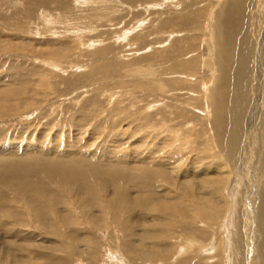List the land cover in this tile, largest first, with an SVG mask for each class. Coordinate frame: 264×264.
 Wrapping results in <instances>:
<instances>
[{"label": "rangeland", "instance_id": "rangeland-1", "mask_svg": "<svg viewBox=\"0 0 264 264\" xmlns=\"http://www.w3.org/2000/svg\"><path fill=\"white\" fill-rule=\"evenodd\" d=\"M187 11V0H0V264L187 263L196 254L182 253L185 238L212 246L223 220L236 233L239 188L232 200L228 187L215 191L226 182L213 181L229 177L235 162L191 126L198 117L187 119ZM172 47L182 55L171 56ZM143 162L168 168L147 180L137 174ZM38 164L48 171L35 173ZM83 171L91 173L79 192ZM190 181L215 225L200 220L187 232L179 219L159 226L169 230L160 241L153 223L161 214L139 199L155 192L184 205L178 186ZM126 206L139 214L127 229ZM152 247L161 254L146 255ZM201 249L197 263L219 262Z\"/></svg>", "mask_w": 264, "mask_h": 264}, {"label": "bare ground", "instance_id": "bare-ground-1", "mask_svg": "<svg viewBox=\"0 0 264 264\" xmlns=\"http://www.w3.org/2000/svg\"><path fill=\"white\" fill-rule=\"evenodd\" d=\"M198 5L200 9L195 8ZM187 8V37L185 38L187 54L182 61V64L187 62V119L198 117L199 122L191 126L201 127L199 134L208 135L212 139L211 142H221L222 150L227 154L226 159L235 162L229 177L226 178L223 175L219 180L213 179L219 185L226 182L222 189L216 187L215 191L222 192L229 188V194L227 193L226 197L230 196L232 199L235 196V190L239 188L240 199L244 203L240 212L241 222L234 235L229 234L228 220L221 222L222 227L220 226L217 236L221 238L218 239V243L222 246L224 256L218 259L213 255L218 246L216 241L212 242V246L206 247V243L196 241L195 238L189 240L185 238L187 242L184 247L181 245V250L182 253L187 251V254L194 250L195 256H198L197 251L202 248L201 250L206 253L204 257L207 258L211 254L210 259L219 260L216 264H264V0H187ZM170 53L171 56L178 57L182 55V50L179 47H172ZM226 127L227 134L224 132ZM4 149H0V155L6 152ZM166 162L169 163L166 165L176 164L170 159ZM143 164L148 167L141 168L142 171L137 174H144L142 177L145 176L147 180L158 176L159 173L162 175V172L168 168L162 163H156L155 165L164 168L160 169L162 171L160 172V170L150 169L152 167L150 164L145 162ZM65 166L67 172L77 171V168L69 164ZM38 167L35 173L39 171L45 173L49 169V166L40 164ZM82 173L84 176L76 185L79 192L87 187L85 180L91 172L83 171ZM123 175L121 174V177ZM192 186L191 181L187 187L178 186L188 195L187 203L182 204L183 206L174 207L160 202V196L155 195V192L144 193L139 199V204H144V208H147L149 203H153L154 212L161 214L153 223L155 227L153 234H159L156 238H161L160 241L169 235V230L160 231V229L171 227L173 222L176 223L179 219L182 220L183 227L187 228V232H193L198 228L197 224L200 220L207 230L215 225L214 213L208 210L206 205L201 204L204 199L203 194L199 193L197 196ZM201 188L204 186L201 185ZM248 193L249 197H247ZM157 200L159 202H155ZM248 201H250V208H248ZM229 205L230 202L228 207ZM186 206L187 217L184 215ZM232 207L228 208L230 214H232L230 210ZM122 208L119 205L115 209L113 220L117 218V213L121 212ZM126 208L127 223L124 227L127 229L129 225L136 223L139 214L136 216V213L132 212L137 208L129 206ZM90 222L96 224L93 218ZM156 226L163 227L158 229ZM132 232L130 228V233L133 234ZM201 234L203 235V232ZM158 241L153 240L156 248L161 244L157 243ZM127 247L134 248L129 245ZM156 248L145 249L146 255H160L161 251ZM141 254L145 255V252ZM195 256H188L187 263L181 260L178 264H199Z\"/></svg>", "mask_w": 264, "mask_h": 264}]
</instances>
